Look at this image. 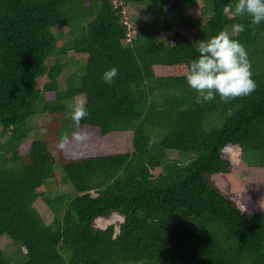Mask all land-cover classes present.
Masks as SVG:
<instances>
[{"label": "trees", "instance_id": "obj_1", "mask_svg": "<svg viewBox=\"0 0 264 264\" xmlns=\"http://www.w3.org/2000/svg\"><path fill=\"white\" fill-rule=\"evenodd\" d=\"M235 2L0 0V237L23 264H264L261 196L246 191L240 205L216 183L237 168L230 145L240 168L264 170V21L226 12ZM131 4L152 19L128 18ZM223 29L246 49L255 90L197 104L186 66L195 43ZM79 96L86 138L72 137L71 120L56 158L52 125ZM37 116L51 118L46 133ZM111 136L120 151L103 147ZM48 182L70 191L52 198ZM114 214L117 226L96 227ZM6 254L0 264H11Z\"/></svg>", "mask_w": 264, "mask_h": 264}, {"label": "clouds", "instance_id": "obj_2", "mask_svg": "<svg viewBox=\"0 0 264 264\" xmlns=\"http://www.w3.org/2000/svg\"><path fill=\"white\" fill-rule=\"evenodd\" d=\"M232 4L225 6L226 12L233 16L248 15L251 25H259L264 21V0H236L234 10ZM244 31L241 24L231 26L232 33ZM198 56L189 61L186 66L185 78L187 84L197 93V104L212 102L218 95L223 102L250 95L256 87L251 78V64L244 46L232 38L228 29H223L218 34L197 41L195 43ZM118 75V70L113 67L105 71L103 80L111 84ZM89 115L83 102H74L70 105L69 116L78 131L72 133L77 140L86 136L80 129V122ZM69 139L67 133L61 135L58 147L63 148Z\"/></svg>", "mask_w": 264, "mask_h": 264}, {"label": "rangeland", "instance_id": "obj_3", "mask_svg": "<svg viewBox=\"0 0 264 264\" xmlns=\"http://www.w3.org/2000/svg\"><path fill=\"white\" fill-rule=\"evenodd\" d=\"M130 17L131 19H140L141 23H147L149 22L152 17L148 15H144L141 13L140 10L136 9V6L134 4L130 5ZM56 32H62L64 34L69 33V28L58 26L56 29H54ZM163 42H165L164 38H161ZM74 53L70 52L69 56H72ZM80 76L83 75V72L80 71ZM68 75H63L60 78V84L62 87H64V81L63 77H66ZM46 82H48V78H42L39 80V86H43ZM83 102L85 105V96H79L78 98L74 99L71 103L68 105V109L66 113L63 115H60L59 117H56L53 123V128L56 131V136L52 139V145L51 150L54 156L58 158L59 156V150L60 147H58V141L59 137H61L62 134L67 133L68 135H71L69 132L66 131L71 124V118L69 116V110L70 105H72L74 102ZM51 120L48 116H37L31 121V124L33 125L34 129L35 127L37 130L39 129L40 134L46 133L48 131L49 126H47L48 122ZM32 137H34V134H32ZM118 136H111L109 139H106L104 141V148H110L114 151L116 150V147H118ZM117 152L120 151L119 149L116 150ZM226 153L230 156L233 164L235 165L236 170H234L233 173L225 176H217L216 177V183L219 185L222 189L227 191L233 199H235L239 204L241 202L242 194L246 191H253L257 195L261 196V204L264 205V170L261 169H252V170H246V168H240L242 163V155L241 150L239 146H233L230 145L226 148ZM171 157H176V153H171ZM161 170H156L154 172V176L159 175ZM46 194L48 196H51L52 198L58 197L60 195H63L64 193H67V191H70L68 187H58L52 182H48ZM241 205V204H240ZM35 207L38 210V212L44 217L47 223H50L52 221L53 216L51 215L50 209L45 205V203L42 201V199H38L35 203ZM117 214H114V216ZM111 217V218H99L95 221V225L98 228H107L110 225H118L119 221L122 220L121 217ZM0 248L4 251H6V255L10 258L11 264H23L26 261V258L24 257V254L18 247V245L14 244L13 241L6 235H3L0 237Z\"/></svg>", "mask_w": 264, "mask_h": 264}]
</instances>
